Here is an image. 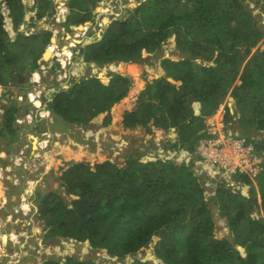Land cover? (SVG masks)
Returning a JSON list of instances; mask_svg holds the SVG:
<instances>
[{"label":"trees","instance_id":"trees-1","mask_svg":"<svg viewBox=\"0 0 264 264\" xmlns=\"http://www.w3.org/2000/svg\"><path fill=\"white\" fill-rule=\"evenodd\" d=\"M72 1L69 11L72 7L77 12L67 15L69 31L87 21L98 23L94 16L98 0H81L75 6L76 0ZM259 4L264 14L263 0ZM55 8V0H36L29 7L36 13L28 19L36 23L52 16ZM27 9L24 0H0V82L4 86L12 83L11 77L16 81L17 74L37 70L51 43L50 30L37 29L30 36L23 33ZM106 24L100 39L86 37L74 51L87 65L102 68L135 62L144 52L158 51L172 37L183 52L178 59L160 58L166 76L150 81L140 92L137 108L124 115L125 127L150 128L152 121L161 129L174 128L175 142L165 145L181 158L127 155L122 165L112 160L72 162L62 177L74 196L71 201L53 191L40 196V216L49 234L88 242L120 258L138 253L157 236L155 252L164 264H264V216L254 215L256 210L264 213V140H252L263 159L255 177L243 172L234 175L238 184L249 187V195L220 184L215 195L207 197L206 180L195 171L193 155L199 142L212 136L207 119L224 102L226 123L248 138L264 130V48L260 44L264 24L244 0H145L129 8L127 18L113 15ZM131 71L137 77L140 74L136 64ZM109 76L75 77L68 89L42 96L43 102L55 121L87 125L95 116L109 114L133 84L126 74ZM229 97L236 100V107ZM19 110L16 100L6 107L0 119V148L9 138L18 139ZM165 155L176 154L166 150ZM214 203L227 217L232 239L215 234ZM43 264L100 263L95 257L80 260L67 255L48 258ZM130 264L154 263L135 259Z\"/></svg>","mask_w":264,"mask_h":264},{"label":"rangeland","instance_id":"rangeland-1","mask_svg":"<svg viewBox=\"0 0 264 264\" xmlns=\"http://www.w3.org/2000/svg\"><path fill=\"white\" fill-rule=\"evenodd\" d=\"M35 1L36 0H24L28 9L25 13V22L23 23V28L26 30L23 33L26 36H30L35 33L37 29L50 30L56 42L51 41V43L45 47L46 50L49 49L50 46H55L56 51L61 52V50L67 47L68 50L74 52L77 47L70 48L69 43L73 39H77L79 43L85 41L84 39H86V36L84 38L83 36L80 38L76 37L75 34L77 30H80L76 28V26H73L70 31L66 28L65 22L67 20V15L77 12V10L72 9V7H70L69 11L68 5L70 3V6H73V1L71 4L70 0H55L56 11L52 16H46L36 21V23H31L28 18H32L36 11L33 12V9L30 10L29 7L30 3H34ZM62 1L65 2L66 6L64 10L59 8V3ZM144 1L145 0H122L121 4L118 0H115V2L112 3L114 8L111 11L120 13L117 15L120 18H127L129 16V8L136 7L133 3L138 5V3ZM260 1L261 0H244V5H248L249 9L256 14V18L264 24V14L259 4ZM80 2L81 0H76L74 6L78 5ZM105 2L107 3L106 0ZM105 2L102 3L98 0L95 5L94 16L99 23L93 24L92 21H87L83 24V26L87 24L91 26L87 37L98 35V39H100L102 37V35H100V30H104L100 21L108 17V22L105 21L107 23H105L106 26L111 22V17L113 15L110 13L104 14L101 18L97 19V10L99 7L105 6ZM87 40L94 41L92 39ZM24 42L30 45V42ZM37 42L41 45V39ZM260 44L264 48V38ZM46 50L44 49V53ZM167 56L176 59L183 56V52L177 49L174 37L170 38L158 49V51L153 53L144 52L143 57L135 62L120 61L109 63L104 68L96 69V71H98L96 72L97 74L107 79H109V75L112 72L126 73V75L133 79V84L130 87L128 95L112 107L113 111L117 114L116 119L113 117L111 111L109 114L105 112L95 116L87 125H77L74 123L73 125L75 126L70 127L72 125L70 123L63 122L62 120L55 121L51 111L45 106L42 100V96H50L55 90H60L61 88L68 89L70 79L79 77L74 72L69 73V67L76 65L79 66L78 70L83 71L84 74L95 73L93 69L94 66L88 68L83 64L84 62L82 60H77L75 53L70 59L72 63H68L66 67L67 77L64 76L62 65L58 60V55L53 56L52 53L49 59L42 57V60L45 61L43 63L46 65V71L43 72L40 66L37 70H34L38 72H34L36 74L33 72H25V74L22 75L17 74L18 79L16 81H14V77H11L12 83H9L7 86H4L2 82H0V119L3 118L6 107L10 106L13 100H16L20 108L17 112L18 118L16 120V124L18 125L16 135L17 137L19 136L17 141H19L22 136L20 132H23V137L25 138L26 136V138H29L33 143L24 147V144L21 142L19 145H14L12 142V145L9 144L6 148L8 150H6L8 156L5 158L1 156L0 152V180L2 181L0 182V195L2 198L7 197L6 201L0 203V212L3 218L2 222L4 223V225L1 224L0 227V230H3L0 236L6 235L7 241L9 242L8 245H11L14 249L17 248L15 249L17 255L14 264H43L48 258L56 257L64 259L67 255H75L80 258V260L87 257H95L100 264H130L135 259L149 261L154 264H164V261L155 252V243L158 240L157 236L153 238L148 246L143 247L138 253L125 258L111 256L106 250L94 249L90 247L88 242H80L71 237L51 236L49 234V228L40 216L41 209L39 200L41 198L40 196H45L48 192L53 191L57 192V194H61L66 201H71L74 196L68 193L67 189L69 188V184H66L62 177L66 170L72 165V162L84 161L93 164L112 160L122 165L126 162L127 155H141L142 159H146L147 157H156L162 149L164 150L163 152H165V150L170 147H166L165 143L169 141L170 138H176L174 128L170 130L161 129L152 125V121L150 123V128L140 125L125 127L124 117L122 121L117 120L119 115L121 118V115H125L127 111H134L137 108L138 97L140 95V93L138 94L137 92L141 88V91L144 90L150 81L162 76L165 71L160 65V58ZM56 63L59 64L60 69H58V71L54 68V64ZM132 64H136L140 70L138 77L131 71ZM71 69L74 70V68ZM27 73H31L28 78H26ZM37 75L39 77L38 79ZM69 76H71L70 79ZM163 76H166V72ZM136 80H139V82L137 83ZM136 87L141 88H137L138 90H136L138 96L136 100L134 99L136 102L134 104L135 106L131 105L130 108L123 111L124 105L129 101L131 94L133 95L135 93ZM229 100L232 102L233 106L236 107V100L231 97H229ZM109 116L110 121H107L106 118ZM220 116L221 114H218V117ZM113 120L115 122H113ZM41 121L42 123H39ZM232 126L234 128L237 127L233 124ZM40 127L42 129H39ZM51 129L54 131L50 132ZM42 130H44L42 134L45 135L43 137L40 133ZM58 130L61 132L59 140L61 148H59V144H56V135L58 134L56 131ZM149 130H153V132L149 133ZM156 130H163V133L166 131L163 138H158V135L155 134ZM237 131L241 132L238 128ZM36 132L39 135H37ZM70 132H73V134H70ZM9 135L12 134L9 133ZM29 135H31V137H29ZM34 136L37 138L36 146L34 145ZM68 136L74 140H69ZM252 137L264 140V130L254 131ZM6 143L7 142H5L3 147ZM27 143H29V141H27ZM43 143L44 145H41ZM77 143H80L85 151L81 156L78 155V157H76L77 155L74 153L70 154V150L78 154L75 150ZM32 147L35 148V152L30 154V152H32ZM25 150H29V152H25ZM167 150L171 149L169 148ZM163 152L162 154H164ZM180 156L181 154L178 156L179 159L181 158ZM168 159L177 160V158H172V155H169ZM219 171L221 173L223 169L220 168ZM198 176L207 180L203 182L207 197L214 196L220 184H223L226 188L240 189L242 192L246 193V195H249V187L245 188L238 184L234 176L231 179H227L219 175L213 180L201 176V173H198ZM26 205L27 208L25 207ZM211 207L213 208L216 221L215 234L220 239H232L233 236L230 229L229 231L227 230V228H229L227 220L226 222L224 221V217L221 215L218 205L214 203L211 204ZM254 215L260 217L264 216V213L256 210ZM1 241L0 239V243ZM20 249L21 251L19 253L18 250ZM20 254L22 257H20ZM2 263H6L4 259L0 261V264Z\"/></svg>","mask_w":264,"mask_h":264},{"label":"built area","instance_id":"built-area-1","mask_svg":"<svg viewBox=\"0 0 264 264\" xmlns=\"http://www.w3.org/2000/svg\"><path fill=\"white\" fill-rule=\"evenodd\" d=\"M106 1L107 3L105 2L106 4L105 6H103V8H106V11L100 14L97 10V19L101 18L102 15L107 13L116 16L120 14L115 13V11H111L114 8L112 3H114L115 0ZM121 1L122 0H118V2L120 3ZM65 7L66 6L64 1L59 3V8H61V10H64ZM102 22L103 19L102 21H100L101 25ZM90 28V25H85L83 30H77L75 36L79 38L83 36L84 38L88 34ZM77 42V39H73L69 43V47H77L79 43ZM52 52L53 56L58 55V60L62 65L64 76L67 77L68 74L66 71V67L68 63H72L70 59L74 55V52L70 50V54H67L64 49L61 50V52L56 51L55 46H53ZM63 54L65 55V57ZM40 66L43 69V72L46 71L47 68L44 63ZM218 114H221V116L218 117ZM225 116L226 102L221 104L217 112L207 119V124L212 133V136L200 141L197 145L196 150L193 154L195 155V170L196 172L201 173V176L209 178V180H213L219 175H222L224 178L231 179L235 174L239 172L247 173L255 177L259 165L263 160L261 156L254 150V143L252 142V140L258 141V139L252 136L251 138H248V136L237 131V129L232 126V123H226ZM175 140L176 138H171L172 142H175ZM163 151L164 150L162 149L157 156L167 157L165 155V152ZM162 152L164 154H162ZM173 152L176 154L175 156H177V159H179L178 156L180 155V153H178L176 150H173ZM220 168L223 169V172L221 173L219 171Z\"/></svg>","mask_w":264,"mask_h":264},{"label":"crops","instance_id":"crops-1","mask_svg":"<svg viewBox=\"0 0 264 264\" xmlns=\"http://www.w3.org/2000/svg\"><path fill=\"white\" fill-rule=\"evenodd\" d=\"M77 60L78 61H80V60H82V58L81 57H77ZM84 65H86L88 68L89 67H91V66H94V65H87V64H85V63H83ZM76 65H73V66H71V67H69V73H76L77 75H79V77L80 76H82L84 73H83V71H80V70H78V68H79V66H76ZM106 67V66H105ZM71 68H74V70H72ZM99 67H95L94 66V72L96 73V72H98V71H96V69H98ZM102 68H104V67H102ZM80 72H82V73H80ZM95 73H86V75H93V74H95ZM128 73V72H127ZM28 74L29 73H27L26 75H27V77L26 78H28ZM97 74V73H96ZM99 75V74H98ZM70 77L71 76H69V79H70ZM163 77V76H162ZM137 88H141V87H136V89H135V91L136 90H138ZM134 89V88H133ZM142 89V88H141ZM141 89L137 92L138 94L140 93V91H141ZM134 91V90H133ZM137 93H135V94H131V96L129 97V101L124 105V109H123V111H125L126 109H128V108H130L131 107V105H134L136 102L134 101V99L136 100L137 99V96H138V94ZM137 94V95H136ZM45 97H47V96H45ZM43 100V99H42ZM45 106H46V104H45ZM135 106V105H134ZM126 107V108H125ZM30 111V110H29ZM111 112L113 113V117L116 119V116H117V114L113 111V109L111 110ZM122 113H124V112H122ZM124 115V114H123ZM123 115H121L122 117L120 118V115L118 116V121H122L123 120ZM53 120V119H52ZM113 122H115L114 120H113ZM28 123V122H27ZM39 123H42V121L41 122H39ZM122 124V123H121ZM65 125H67V124H65ZM75 125H71L70 127H74ZM15 127L16 128H18V125L16 124L15 125ZM77 127V126H76ZM117 128V127H116ZM39 129H42L41 127L39 128ZM54 130H52L51 129V131L50 132H53ZM35 132V131H34ZM42 132H44V130H42L40 133H41V136L43 137V136H45V135H43L42 134ZM162 132V133H161ZM166 132V131H165ZM164 132V133H165ZM56 133H58L57 135H56V138H57V142H56V144H59L58 146H59V148H61V146H60V143H59V140H60V136H61V132L58 130V131H56ZM164 133H163V130H156V132H155V134L156 135H158V138H163V136H164ZM20 134H22V136L20 137V139H19V141H17L16 140V142L14 141L13 143H14V145H19L20 144V142L21 143H23L24 144V147H26V146H28V144H33L32 142H31V140L29 139V138H26V136H25V138L23 137V132H20ZM36 134L37 135H39L37 132H36ZM70 134H73V132H70ZM168 136V135H167ZM29 137H31V135H29ZM19 138V137H18ZM40 138V137H39ZM68 138H69V136H68ZM69 140H74V139H72V138H69ZM170 140H171V138H170ZM27 141H29V143H27ZM12 143V141H10V138H9V140L7 141V143H6V145L4 146V147H2V148H0V152H1V156L3 157V158H5L6 156H8L7 155V153H6V148L8 147V145L9 144H11ZM78 144V143H77ZM76 144V148H75V150L78 152V154H76L74 151H72V153H74L75 155H77L76 157H78V155H82L85 151H84V148L80 145V143L77 145ZM12 145V144H11ZM41 145H44V144H41ZM21 146H23V145H21ZM17 147V146H16ZM72 148V147H71ZM34 149L35 148H31V150H32V152H30V154L31 153H34L35 151H34ZM8 151V150H7ZM25 152H29V150H25ZM1 170V169H0ZM45 172V171H44ZM43 172V173H44ZM42 178V177H41ZM0 182H2L1 180H0ZM1 193V192H0ZM7 198V197H6ZM6 198L5 197H3L2 198V196L0 195V203L2 202V201H6ZM0 208H1V206H0ZM3 221V218H2V214H1V212H0V227H1V224L2 225H4V223L2 222ZM5 224H7V223H5ZM3 228V227H2ZM1 232H3V230L1 231L0 230V233ZM1 238V243H0V261L1 260H3L4 259V261L6 262L5 264H14L15 262V257H16V255H17V252L15 251V249H17V248H13L11 245H8V241L6 242V241H4L3 239H2V237L3 236H0ZM11 239H13V238H11ZM14 240V239H13ZM40 243V242H39ZM20 251H21V249L20 250H18V252L20 253ZM23 252V251H22ZM20 257H22V255L20 254ZM19 260H21V259H19ZM3 264V263H2Z\"/></svg>","mask_w":264,"mask_h":264},{"label":"bare ground","instance_id":"bare-ground-1","mask_svg":"<svg viewBox=\"0 0 264 264\" xmlns=\"http://www.w3.org/2000/svg\"><path fill=\"white\" fill-rule=\"evenodd\" d=\"M133 5H135V4L133 3ZM98 10H100L99 13L102 14V13H104V12L106 11V8L99 7ZM106 19H107V22H108V19H109V18L106 17ZM105 21H106V20H105V18H104V19H103L102 26L106 23ZM78 29H84V26H82V27H80V28H78ZM86 37H87V35H86ZM55 41H56V40H55ZM55 41H54V42H55ZM52 47H53V46H50L49 49H48V51L46 52V54H45V58H46V59H49V58L52 56V53H53V52H52V51H53ZM50 48H51V50H50ZM64 50L66 51L67 54H70V50H68L67 47H66V49H64ZM38 78H39V77H38V75H37V79H38ZM38 104H39V102H38ZM33 139L35 140V142H34V145H35L36 142H37V138L34 136ZM35 146H36V145H35ZM72 151H73V150H72ZM72 151L70 152V154L72 153ZM25 207L27 208V205H26ZM5 237H6V238H5ZM14 238H15V237H14ZM3 240L7 242V236H6V235L3 236ZM15 240H16V238H15Z\"/></svg>","mask_w":264,"mask_h":264},{"label":"water","instance_id":"water-1","mask_svg":"<svg viewBox=\"0 0 264 264\" xmlns=\"http://www.w3.org/2000/svg\"><path fill=\"white\" fill-rule=\"evenodd\" d=\"M135 4V3H134ZM140 3H138V5H139ZM136 6H138L137 4H135ZM83 26V24H80V25H78V26H76V28H80V27H82ZM54 40H55V37L53 36L52 38H51V41H53L54 42ZM48 51V49L45 51V53H44V58H45V54H46V52ZM165 71V70H164ZM121 73V72H120ZM124 74V73H123ZM126 74V73H125ZM21 75V74H20ZM31 75V73H29L28 74V77ZM163 75H165V72H163V74H162V76ZM162 76H159V78H161ZM226 220H227V217H224V221L226 222ZM227 230L229 231V228H227ZM240 248V247H239Z\"/></svg>","mask_w":264,"mask_h":264},{"label":"clouds","instance_id":"clouds-1","mask_svg":"<svg viewBox=\"0 0 264 264\" xmlns=\"http://www.w3.org/2000/svg\"><path fill=\"white\" fill-rule=\"evenodd\" d=\"M34 72H36V71H33V73H34ZM36 73H38V72H36ZM43 144H44V143H43ZM167 149H169V148H167ZM167 149H166V150H167ZM170 149H171V148H170ZM172 150H174V149H171L170 151L172 152ZM173 153H174V152H173ZM166 158H167V157H166ZM172 158H177V156H174V157H172Z\"/></svg>","mask_w":264,"mask_h":264}]
</instances>
